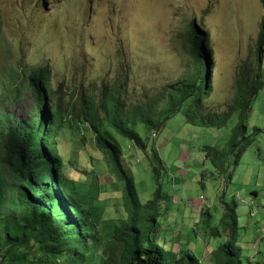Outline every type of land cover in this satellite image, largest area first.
<instances>
[{
    "label": "rangeland",
    "instance_id": "374dc122",
    "mask_svg": "<svg viewBox=\"0 0 264 264\" xmlns=\"http://www.w3.org/2000/svg\"><path fill=\"white\" fill-rule=\"evenodd\" d=\"M191 22L208 38L204 52L211 61L207 77L211 90L203 112L225 113L235 98L237 70L255 60L260 25L264 28V0H0L1 115L8 123L13 122L9 115L27 117L28 101L5 99L13 87L7 73L20 66L47 65L50 87L60 86V97L68 104L81 93L99 100L102 89L110 88L121 73L129 79L124 88L129 101L157 95L185 72L186 31ZM261 75L263 87L247 115V134L253 135L255 128L258 132L228 172H216L203 158L202 147L224 151L236 114L218 129L212 124H188L180 112L149 141L147 154L127 139L116 138L141 204L152 198L153 167L159 170L162 191L174 199L169 210L162 212L161 226L175 233V244L189 247L198 261L207 242L214 249L223 241H205L200 229L197 235L193 232L201 220L200 209L210 210L213 222L219 221L216 206L221 196L224 201L235 199L242 264H250L243 249L245 232L264 239V49ZM72 125L60 132L59 155L69 170L68 178L92 191L95 181L88 184L82 175H90L93 167L95 177H104L105 160L96 152L100 159L91 161L90 154L94 158L96 154L91 150V135ZM135 130L143 139L150 135L141 125ZM152 148L162 164L152 159ZM114 184L120 195L121 183ZM109 195L101 197L107 202L105 216L118 210Z\"/></svg>",
    "mask_w": 264,
    "mask_h": 264
},
{
    "label": "trees",
    "instance_id": "16d2710c",
    "mask_svg": "<svg viewBox=\"0 0 264 264\" xmlns=\"http://www.w3.org/2000/svg\"><path fill=\"white\" fill-rule=\"evenodd\" d=\"M260 28L255 60L240 65L235 98L222 114L203 112L211 90L207 78L211 61L204 52L208 48L205 31L193 22L186 31L188 61L183 76L157 95L145 94L134 102L125 97L126 74L118 75L110 88H103L99 100L81 93L68 104L60 97V86L50 87L47 65L11 69L7 77L13 87L5 99H24L29 107L27 117L9 115L12 123L0 112V264H200L189 247L175 244V233L161 226L162 212L169 210L174 199L162 191L159 170L153 167L156 187L152 198L141 204L116 138L127 139L147 154L149 141L180 112L188 124H212L218 129L236 114L224 151L202 147L203 158L216 172L236 166L258 132L255 128L253 135L247 134V115L263 87L262 24ZM72 124L91 135V150L105 160L103 178L95 177L93 167L90 175H82L88 184L95 181L92 191L68 178L69 170L59 155L60 132ZM137 125L149 137L141 138ZM151 151L152 159L162 164L155 150ZM93 155L92 162L100 159L97 153ZM115 181L121 183L120 195L112 187ZM106 189L118 207L109 216L104 215L107 202L101 201L108 194ZM223 197L216 206L221 212L219 221L213 222L210 210L200 209L201 220L194 233L200 229L205 241L223 240L211 251L212 264H241L235 199L231 196L224 201Z\"/></svg>",
    "mask_w": 264,
    "mask_h": 264
},
{
    "label": "crops",
    "instance_id": "0c3cea01",
    "mask_svg": "<svg viewBox=\"0 0 264 264\" xmlns=\"http://www.w3.org/2000/svg\"><path fill=\"white\" fill-rule=\"evenodd\" d=\"M193 232H194V230H193ZM197 233L198 232H196L194 234L197 235ZM200 233H202V232H200ZM243 239L245 241V246L243 248L244 253H245L246 258H248V261L250 262V264H264V239L258 238V237L255 238L254 236H252V233L250 231H248V234H247V232H245ZM239 241H240V236H239ZM209 246H210V244H209V242H207L206 246L204 247V250H203V255H202L201 261H199L200 264H212L211 263L212 260L210 258V254H211L212 249H210ZM257 256H259L260 258L258 259ZM251 257L252 258L254 257V259L256 261L254 262V260Z\"/></svg>",
    "mask_w": 264,
    "mask_h": 264
}]
</instances>
